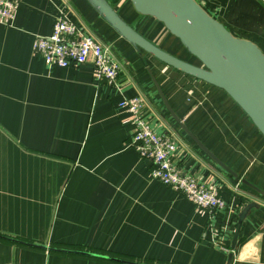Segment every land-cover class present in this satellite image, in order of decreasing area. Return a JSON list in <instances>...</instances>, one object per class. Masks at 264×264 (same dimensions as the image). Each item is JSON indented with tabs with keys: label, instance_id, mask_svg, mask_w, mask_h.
Here are the masks:
<instances>
[{
	"label": "crops",
	"instance_id": "1",
	"mask_svg": "<svg viewBox=\"0 0 264 264\" xmlns=\"http://www.w3.org/2000/svg\"><path fill=\"white\" fill-rule=\"evenodd\" d=\"M108 1L145 38L194 61L161 23L137 14L128 0ZM197 1L264 54V0ZM59 10L111 46L123 94L139 96L152 129L176 140L180 173L226 202L215 226L230 224L233 233L241 205L258 204L240 225L229 264H264V198L242 183L264 191L263 136L223 90L135 51L85 0H20L11 24L0 23V264L228 258L206 241L207 212L154 179L150 162L129 144L134 125L117 90L95 79L90 62L49 69L33 52L34 37L50 34ZM152 78L175 115L235 176L182 131Z\"/></svg>",
	"mask_w": 264,
	"mask_h": 264
},
{
	"label": "water",
	"instance_id": "2",
	"mask_svg": "<svg viewBox=\"0 0 264 264\" xmlns=\"http://www.w3.org/2000/svg\"><path fill=\"white\" fill-rule=\"evenodd\" d=\"M85 1L135 51L145 52L177 71L223 90L264 138V54L254 42L233 35L197 0H128L137 14L151 17L161 23L193 58L194 61L191 62L177 57L145 38L116 11L108 0ZM152 81L163 105L182 131L215 164L235 176L175 115L156 80L152 78ZM242 183L264 198L263 190L250 185L245 180ZM258 207L256 202L249 201L239 208L230 242L231 249L235 248L241 223ZM32 245L49 249L38 244ZM231 257L232 254L228 253L226 264L230 263Z\"/></svg>",
	"mask_w": 264,
	"mask_h": 264
},
{
	"label": "built area",
	"instance_id": "3",
	"mask_svg": "<svg viewBox=\"0 0 264 264\" xmlns=\"http://www.w3.org/2000/svg\"><path fill=\"white\" fill-rule=\"evenodd\" d=\"M19 1L0 0L1 24H11ZM32 47L33 52L49 69L91 63L95 79L117 90L120 96L118 106L129 113L134 125L129 144L150 162L151 176L181 194L196 207L204 209L209 218L204 230L207 243L226 254H232L234 249L230 248L229 242L232 236L230 224L215 226L212 223L213 217L221 215L227 208L226 202L215 188L206 186L191 175L180 173L176 168L173 163L176 140L170 134L158 133L152 129L143 114V101L139 96L127 97L123 94L118 82L120 64L111 46L89 30L77 26L64 10H59L50 34L35 36Z\"/></svg>",
	"mask_w": 264,
	"mask_h": 264
},
{
	"label": "rangeland",
	"instance_id": "4",
	"mask_svg": "<svg viewBox=\"0 0 264 264\" xmlns=\"http://www.w3.org/2000/svg\"><path fill=\"white\" fill-rule=\"evenodd\" d=\"M161 43L164 47H169L170 46V43L169 42H166L164 41L162 38H161ZM172 47V46H171Z\"/></svg>",
	"mask_w": 264,
	"mask_h": 264
}]
</instances>
